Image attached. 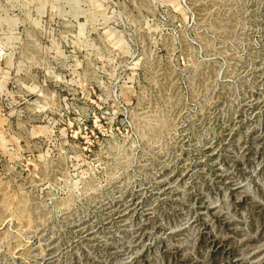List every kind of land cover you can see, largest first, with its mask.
<instances>
[{"label": "rangeland", "instance_id": "rangeland-1", "mask_svg": "<svg viewBox=\"0 0 264 264\" xmlns=\"http://www.w3.org/2000/svg\"><path fill=\"white\" fill-rule=\"evenodd\" d=\"M0 264H264V0H0Z\"/></svg>", "mask_w": 264, "mask_h": 264}]
</instances>
